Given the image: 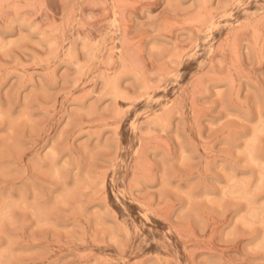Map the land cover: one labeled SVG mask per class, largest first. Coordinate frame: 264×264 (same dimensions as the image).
Instances as JSON below:
<instances>
[{"label": "rangeland", "instance_id": "obj_1", "mask_svg": "<svg viewBox=\"0 0 264 264\" xmlns=\"http://www.w3.org/2000/svg\"><path fill=\"white\" fill-rule=\"evenodd\" d=\"M0 264H264V0H0Z\"/></svg>", "mask_w": 264, "mask_h": 264}]
</instances>
